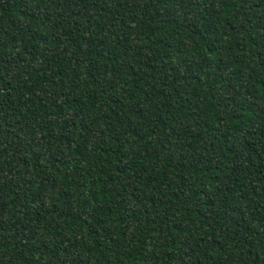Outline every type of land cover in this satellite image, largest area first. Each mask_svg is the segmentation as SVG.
<instances>
[{
    "label": "trees",
    "instance_id": "1",
    "mask_svg": "<svg viewBox=\"0 0 264 264\" xmlns=\"http://www.w3.org/2000/svg\"><path fill=\"white\" fill-rule=\"evenodd\" d=\"M0 264H264V0H0Z\"/></svg>",
    "mask_w": 264,
    "mask_h": 264
}]
</instances>
